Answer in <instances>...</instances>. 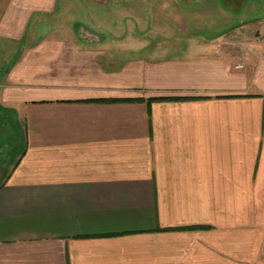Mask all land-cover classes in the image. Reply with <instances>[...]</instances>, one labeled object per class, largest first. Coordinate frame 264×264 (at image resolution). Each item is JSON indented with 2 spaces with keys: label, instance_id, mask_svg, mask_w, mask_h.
Instances as JSON below:
<instances>
[{
  "label": "crops",
  "instance_id": "0c3cea01",
  "mask_svg": "<svg viewBox=\"0 0 264 264\" xmlns=\"http://www.w3.org/2000/svg\"><path fill=\"white\" fill-rule=\"evenodd\" d=\"M141 6L5 5L0 264H264L263 40Z\"/></svg>",
  "mask_w": 264,
  "mask_h": 264
},
{
  "label": "rangeland",
  "instance_id": "374dc122",
  "mask_svg": "<svg viewBox=\"0 0 264 264\" xmlns=\"http://www.w3.org/2000/svg\"><path fill=\"white\" fill-rule=\"evenodd\" d=\"M8 1L0 0V15L3 14ZM136 1L131 0V3ZM138 1L142 4L140 8L144 14H153L152 17L159 20L154 29L165 31L172 36V39L168 38L166 42L164 40V43L170 45V48H174V52L185 53L184 56H191V46L187 40L189 37L200 34L209 39L211 36L219 34L221 30L232 29L238 24L239 27L241 26V29L238 27L239 30L243 31L245 35H250L259 42L263 40V44L262 42L261 44L264 45V0L240 2L238 7L233 9L229 4L224 3V0ZM145 3H149L150 6L148 7ZM131 8L139 9L137 4H132ZM166 14L169 17H166ZM160 17L162 18L160 19ZM160 21L164 25H159ZM239 39L243 40L240 33ZM236 40L238 42V37ZM196 46L198 45H192V47ZM176 58H178V54Z\"/></svg>",
  "mask_w": 264,
  "mask_h": 264
},
{
  "label": "flooded vegetation",
  "instance_id": "af4514ba",
  "mask_svg": "<svg viewBox=\"0 0 264 264\" xmlns=\"http://www.w3.org/2000/svg\"><path fill=\"white\" fill-rule=\"evenodd\" d=\"M245 1L247 0H238V4L241 2V3H244Z\"/></svg>",
  "mask_w": 264,
  "mask_h": 264
}]
</instances>
